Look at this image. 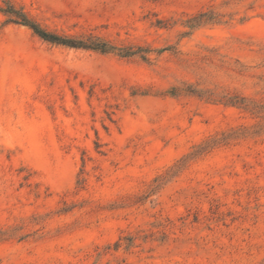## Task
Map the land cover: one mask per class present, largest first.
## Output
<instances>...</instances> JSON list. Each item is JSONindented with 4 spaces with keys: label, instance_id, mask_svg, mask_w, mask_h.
<instances>
[{
    "label": "rangeland",
    "instance_id": "1",
    "mask_svg": "<svg viewBox=\"0 0 264 264\" xmlns=\"http://www.w3.org/2000/svg\"><path fill=\"white\" fill-rule=\"evenodd\" d=\"M0 264H264V0H0Z\"/></svg>",
    "mask_w": 264,
    "mask_h": 264
},
{
    "label": "trees",
    "instance_id": "2",
    "mask_svg": "<svg viewBox=\"0 0 264 264\" xmlns=\"http://www.w3.org/2000/svg\"><path fill=\"white\" fill-rule=\"evenodd\" d=\"M2 13L7 17L6 22L27 26L41 40L50 44L60 45L73 49L89 50L101 54H107L115 50L114 47L94 36H88L85 39H75L42 29L25 13L20 10H16L12 5H8L5 10H2ZM133 54L134 53L130 51H120L119 53V55L122 57H128Z\"/></svg>",
    "mask_w": 264,
    "mask_h": 264
}]
</instances>
